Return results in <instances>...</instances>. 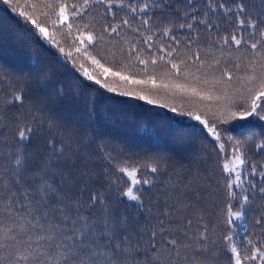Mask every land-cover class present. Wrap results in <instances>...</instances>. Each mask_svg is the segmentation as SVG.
I'll list each match as a JSON object with an SVG mask.
<instances>
[{
    "label": "trees",
    "instance_id": "16d2710c",
    "mask_svg": "<svg viewBox=\"0 0 264 264\" xmlns=\"http://www.w3.org/2000/svg\"><path fill=\"white\" fill-rule=\"evenodd\" d=\"M15 2L23 10L34 13V18L39 21H44V13H47L50 19L46 26L52 32L51 21L56 16L46 7V0L40 1L44 9L38 4L40 8L37 10L32 7L33 4H25L21 0ZM66 3L82 6L84 0H66ZM122 3L123 7L120 6L121 0H116L109 10L105 3L96 4L90 0V7L82 17L69 16L66 21V24L73 23L72 35L67 38L61 35V32H67V28L60 26L56 40L67 51L71 48L72 38L77 35L76 25L89 24L94 30L93 35L122 19H128L132 29L139 28L140 17L144 13L139 10L133 13L131 8L139 9L143 3L152 4L153 0H122ZM156 3L159 7H153L145 17L152 18L153 32L142 30L137 33L124 28L114 39L106 37L103 42L85 39L86 46L94 54L99 53L97 58L105 67L117 71L125 64L131 68L132 61L126 50L131 43L138 41L142 58L150 59L153 53L156 54L157 64L149 63L148 71L150 74L153 71L156 73L159 83L161 79H168L163 74L170 68L165 61L159 60V56L165 55L157 51L160 43L166 48H177L179 58H184L188 55L186 44L193 50L197 45L204 49L218 37L241 31L244 39L251 43L261 39L259 30L264 29V0H156ZM240 4L244 5L247 17L257 24L254 39H250L253 30L248 28L247 21L243 29L238 25V20L244 18L235 14ZM189 23L193 25L192 29L187 28ZM181 24L185 27L181 28ZM0 25L3 26L0 28V154L6 149L21 148L30 161L27 177L33 175L34 168L45 161H52L53 170L60 173L55 179L61 190L73 200L84 201L86 207L91 194H102L107 212L117 229L127 234L133 244L142 246L140 260L147 259L145 252L151 255V243L166 252L168 241L176 240L180 246V256L176 257L173 253V259L178 260L179 264H194L192 250L182 246L193 244L198 248L195 238L205 229L208 250L202 254L197 252L198 259L205 264H234L233 254L224 240L226 235L233 236L232 242L242 255L244 248L260 247L264 251V194L258 191L264 187V179L256 174L264 171V149L260 147L264 141L256 139L255 142H247L240 149L245 156V164L240 166L242 187L234 189L237 193L235 199L230 198L226 190V184L234 178V173L223 168L225 163L233 160L234 146L228 137L243 140L249 130L259 137L264 129V121H253L251 118L229 123L217 121V131L221 137L218 141L207 126L187 115V112L198 109L202 119L207 118L211 124L212 113L219 114L224 103L222 100H200L179 93L173 96L161 90L154 96L155 102L149 104L135 95L121 93L125 88L134 92H148L151 85L125 86L124 82L111 76L108 79L117 90L109 91L83 74L79 68L80 63H85L83 59L73 63L3 0H0ZM166 27L172 28V34L180 41L179 45H175L168 36L161 37ZM11 28L24 31L28 47L20 45L21 40L14 42ZM87 31L84 30L85 37ZM150 34H154L156 40L152 49L143 43V36ZM231 51V57L225 53L221 59L235 61L238 55L247 58L251 50L238 51L233 48ZM173 56L176 57L177 53H173ZM216 56L220 57V53L217 52ZM212 58L210 55L208 60ZM52 65L57 68L55 73ZM85 67L92 71L90 62L85 63ZM142 67L137 61L135 68L126 74L145 79L143 73H136V69ZM181 69L183 80L184 65H181ZM99 71L96 69L95 73L98 77ZM189 72L190 82H194L193 76L207 74L211 80L220 75L219 71L209 68L197 70L190 67ZM240 74L243 75V72ZM236 87L238 83H233L232 88ZM49 89L53 91L52 96L46 94ZM17 95L22 97L21 101L13 99ZM126 102L127 115L124 116L126 111L122 105ZM173 106L177 108L176 112L171 111ZM18 125H30L33 129L30 139L22 145L17 143ZM221 143L224 144L223 150L220 149ZM52 147H63V155L53 154ZM251 165L256 166V173L252 172ZM153 166L157 167L155 173L151 171ZM121 168L135 171V178L140 181L134 186L138 190L139 201L123 194L133 185L132 177L121 172ZM244 194L249 196L248 203L242 209L244 215L240 220L233 218L234 224L229 225L226 222L228 204L232 205L233 210H240L243 203L241 196ZM94 207L93 219H102L105 209L98 205ZM153 232L156 233L154 241ZM248 241H252V244L249 245ZM251 264H261V260L257 258Z\"/></svg>",
    "mask_w": 264,
    "mask_h": 264
},
{
    "label": "snow or ice",
    "instance_id": "6c2138e0",
    "mask_svg": "<svg viewBox=\"0 0 264 264\" xmlns=\"http://www.w3.org/2000/svg\"><path fill=\"white\" fill-rule=\"evenodd\" d=\"M105 3L106 7L111 10L114 7L116 0H91V3ZM3 3L12 7L13 11H18L19 15L30 22L35 29H38L45 40L56 47L60 53L71 59L73 63L77 59H83L85 63L90 62L92 71L85 67V63H80L79 68L83 74L89 79L94 80L96 84L101 85L109 91L115 92L117 89L113 83L109 81L111 76L114 80L134 85H151V90L148 92H134L131 89L125 88L122 95H135L141 100H146L149 104L155 102L154 96L158 95L161 90L165 93H171L175 96L177 93L188 97H197L200 100L215 98L217 101H223V105L219 114L212 113V123L209 124L207 118L202 119L198 109L189 110L187 115L191 116L203 125L207 126L208 131L220 140V133L217 131V121L220 123H229L230 121H248L249 118L254 120L264 121V29L259 30L261 39L255 42H249L243 37V32H234L230 36L218 37L216 41H212L201 49L198 45L195 50L191 46L185 45L188 55L184 58H179L177 48L168 46L163 43L157 46L158 52H164L165 55L159 56V60L165 61L170 66L164 77L159 83L156 80V73H149V63L157 64L156 54L153 53L150 59L142 58L140 49L137 47L139 43H131V46L126 50L127 56L132 61L131 68L125 64L122 69L112 71L110 67H105L101 60L97 58L99 53L90 51L85 44V39L90 42H103L105 38L114 39L119 36L124 28L132 29L128 19H122L115 25L105 26L99 33L93 35V31L89 24L76 25L75 31L77 35L72 38L71 48L66 51L64 46L56 40V34L60 26H66L67 32L60 34L70 37L73 32V23L66 24L69 16L82 17L84 12L90 7V0H84L82 6L68 5L66 0H46V7L56 16L55 20L51 21L52 32H49L47 13H44L46 19L39 21L34 18V13L20 8L15 0H3ZM121 7L123 3L121 0ZM34 8L35 5H32ZM153 7H159L156 0L152 4L143 3L142 7L131 8L133 13H144L140 17V27L132 29L137 33L142 30L153 32L150 23L151 17H147L148 12ZM223 7V5H221ZM230 11V9H226ZM235 14L243 15L244 18L238 20V25L241 29L244 28L246 21L248 28L253 31L250 33V39H254L257 31L256 22L247 17L245 14L244 5L240 4L235 9ZM115 19V13H113ZM181 28L185 25L181 24ZM191 23L187 24L188 29H192ZM84 30L87 31L85 37ZM115 34V35H114ZM168 36L175 45H179L180 41L172 34V28H164L161 37ZM160 37H158L159 39ZM119 43V40H117ZM143 43L148 49H152L156 45L154 34L143 36ZM238 51H250L249 57L236 56L235 61L222 60L221 57L227 54L232 56V49ZM220 53V57L216 53ZM173 53H177L174 57ZM212 56L209 61L208 57ZM179 59V62H177ZM139 62L142 68L136 69V73H143L145 79H137L134 75L126 74L135 68V62ZM227 64L228 66H222ZM181 65H184L183 80H181ZM196 67L197 70L204 68L214 69L219 71L220 75L209 80L208 75L193 76V81H189V68ZM96 69H99V77L95 74ZM234 69L235 71H232ZM243 72V75L240 73ZM175 77V79H171ZM233 83H238V87L232 88ZM203 85H210V88H205ZM15 101H21L22 97L14 96ZM168 107V105H163ZM205 107H208L207 105ZM171 111L176 112V107H171ZM207 113H205V116ZM33 129L30 125H18L17 127V143L22 145L31 137ZM256 139L264 141V129L261 130L259 137L255 132L249 130L243 140L234 137H228V141L234 147L232 148L233 161L232 165L225 163L223 168L229 173H234V178L226 184L227 194L230 198L235 199L237 196L235 188L242 187L241 180L243 179L242 170L238 171L235 166L245 164V156L240 151L247 142H255ZM261 149H264V143L260 144ZM224 144H220V149L223 150ZM53 154L63 155V147L57 149L52 147ZM29 158L19 147L6 149L0 154V264H179L178 260L173 259V253L176 257L180 256L179 247L176 240L168 241L165 252L160 246L155 243L150 244L149 251L151 255L147 256L146 260H140L141 247L139 244H133L127 234L121 233L112 219L110 213L107 212L102 194L93 193L90 195L85 206L82 200H73L67 197L57 184L55 177L60 175L59 172L53 170V162L45 161L40 166L33 169V175L27 177L29 167ZM251 170L256 173V166L251 165ZM121 172H126L129 177H132L131 184L123 193L126 197L134 201H139L140 197L134 189L140 181L135 178V171H128L125 168L120 169ZM151 171L155 173L157 167L153 166ZM264 179V171L259 173ZM148 183V181H144ZM63 181H61V184ZM249 180V184H251ZM258 191L264 194V187H260ZM243 203L240 205V210H233L229 203L227 207V223L234 224L235 220H240L244 213L243 207L248 203L249 196L244 194L241 196ZM101 206L105 209L104 216L100 220H94V206ZM207 229L200 236L195 238L193 244H186L182 247L192 249L194 264H205L197 257V252H207L206 243L208 236ZM156 233H152L154 241ZM224 240L229 245V250L233 254L234 264H251L252 261L259 258L261 264H264V251L260 247L244 248L243 255L235 243L233 236L226 235ZM214 243V242H213ZM251 245L252 241H248ZM171 247H168V246ZM249 252L251 254H249Z\"/></svg>",
    "mask_w": 264,
    "mask_h": 264
},
{
    "label": "rangeland",
    "instance_id": "374dc122",
    "mask_svg": "<svg viewBox=\"0 0 264 264\" xmlns=\"http://www.w3.org/2000/svg\"><path fill=\"white\" fill-rule=\"evenodd\" d=\"M21 1H23L25 4H29V5H35V8H36V10H37V8H40L41 7V9H44V7L40 4V1L41 0H21ZM38 4H40L41 6L40 7H38L37 5ZM35 9H33V11L35 12L36 11ZM1 26L2 25H0V28H1ZM3 27V26H2ZM7 30H10V29H7ZM10 32H12L14 35H13V37H14V42H19L20 40V45L21 44H25L27 47H28V44H27V41H26V39H25V33H24V31L22 30V29H19V28H11V31ZM36 50V49H35ZM37 51V50H36ZM37 52H39V51H37ZM19 57H21V56H19ZM23 57V56H22ZM52 67H54L53 68V72L55 73V71H56V66H53L52 65ZM48 91V90H47ZM46 94H48V96H52V94H53V91L51 90V89H49V92H47ZM125 105H126V107L128 106V103L126 102V103H124L123 105H122V107L124 108V110H125ZM126 111V114L124 113L123 115L124 116H126L127 115V110H125ZM123 116V117H124ZM233 161V160H232ZM232 161H230V162H227L228 164H230V165H232ZM236 168H237V170L238 171H240V166H235ZM128 171H131V169L130 168H126ZM189 251L190 250H192V249H188Z\"/></svg>",
    "mask_w": 264,
    "mask_h": 264
}]
</instances>
